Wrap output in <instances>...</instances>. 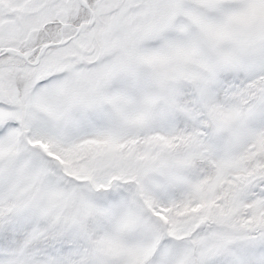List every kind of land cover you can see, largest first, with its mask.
Returning a JSON list of instances; mask_svg holds the SVG:
<instances>
[{"label": "snow or ice", "instance_id": "1", "mask_svg": "<svg viewBox=\"0 0 264 264\" xmlns=\"http://www.w3.org/2000/svg\"><path fill=\"white\" fill-rule=\"evenodd\" d=\"M0 264H264V0H0Z\"/></svg>", "mask_w": 264, "mask_h": 264}]
</instances>
